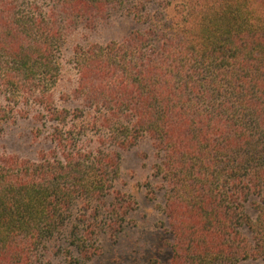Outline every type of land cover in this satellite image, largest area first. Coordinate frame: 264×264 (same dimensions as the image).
I'll return each instance as SVG.
<instances>
[{
    "label": "trees",
    "instance_id": "obj_1",
    "mask_svg": "<svg viewBox=\"0 0 264 264\" xmlns=\"http://www.w3.org/2000/svg\"><path fill=\"white\" fill-rule=\"evenodd\" d=\"M118 12L139 28L73 50L96 149L56 128L34 160L0 155V264H51L72 222L69 248L95 254L73 207L110 194L118 150L144 135L161 158L169 264H264V0H0V92L40 90L60 127L43 88L64 36Z\"/></svg>",
    "mask_w": 264,
    "mask_h": 264
},
{
    "label": "rangeland",
    "instance_id": "obj_2",
    "mask_svg": "<svg viewBox=\"0 0 264 264\" xmlns=\"http://www.w3.org/2000/svg\"><path fill=\"white\" fill-rule=\"evenodd\" d=\"M138 28L132 18L118 12L93 28L79 26L64 36L55 58L60 64L59 73L52 78L55 83L51 85L49 80L43 88L51 107L58 112L66 111L60 127L49 118L45 106L35 101L34 96L40 90L34 91L33 96L24 91L17 99L0 92V155L34 160L40 152L55 148L51 136L56 128L75 131L77 148L94 151L96 135L87 125L94 115L86 111L87 115L79 117L76 112L83 109V103L74 96L79 75L73 64V50L90 44L121 42ZM118 152V171L110 194L101 203L85 204L79 200L71 215L72 220L80 221V230L88 227L87 246L96 249L95 254L87 259L69 248L72 222L61 238L50 243L44 259L51 264H169L171 237L163 213L166 186L155 174L161 158L146 135L134 146ZM240 264L259 262L248 260Z\"/></svg>",
    "mask_w": 264,
    "mask_h": 264
}]
</instances>
